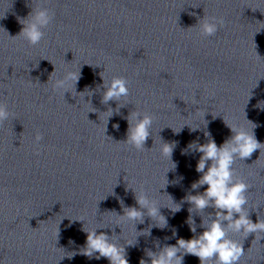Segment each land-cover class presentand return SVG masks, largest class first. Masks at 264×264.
Listing matches in <instances>:
<instances>
[{
    "label": "clouds",
    "instance_id": "clouds-1",
    "mask_svg": "<svg viewBox=\"0 0 264 264\" xmlns=\"http://www.w3.org/2000/svg\"><path fill=\"white\" fill-rule=\"evenodd\" d=\"M53 15L49 8L38 5L25 20L26 23H22L24 27L17 36H22L31 45L38 44L45 35L42 29L51 23ZM223 23L222 18L216 17L203 20L201 24L202 34L205 36L214 35L218 30L217 26ZM55 71L52 72L49 80L52 79ZM79 79L80 69L78 73L68 72L63 78H57L53 82V91L65 89V94V92H68L66 90L68 82L74 81L73 87L76 92L75 86ZM128 84L129 81L123 76H114L110 81L104 79L102 85L104 91L101 103L108 104L109 101L118 102L115 109L109 108L107 111L105 132L109 118L114 113L119 114L120 109L125 107V103H121V100L130 94ZM9 116L10 112L7 105L0 103V125ZM126 119L128 121V130L127 139L124 142L134 146L138 150H145V143L150 136V129L153 124V116L148 113L133 111ZM112 127L119 130L118 123L113 124ZM230 129L234 135L225 140L219 147L215 140L211 138V133L209 132H205V136L209 137L207 143L200 145L193 142L188 145V150H197L202 154L195 169L196 172L202 173V175L191 187L195 190L207 185V188L203 193L186 196L185 199L192 205L188 210L190 215L186 223L189 225L191 232L196 233L195 221L191 216L193 208L198 212H202L212 207L215 209V213H209L207 221L203 219L201 227L205 230L199 236H194L187 240L180 238L177 240L176 245H166L162 250L155 253L151 251L147 252L151 264H183L184 254L198 257L200 264H209L210 261L212 264H240L241 257L245 254V251L242 243L229 238V231L243 232L245 238L250 233L264 232V220L258 219L254 223L249 218V212L245 211V206L248 203L246 193L249 191L250 185L242 179L237 178L233 168L237 157L241 160L251 158L257 149L261 150L264 148V144L255 138L253 132L249 134L243 129L237 130L232 127ZM192 130L194 131L196 128H192ZM35 139L36 142H39L43 137L38 132ZM193 145H196V147H193ZM160 151L163 156L171 161L172 144L163 142ZM186 151L182 152V154H186ZM209 161L211 164L205 171ZM172 165L171 169H175L176 164L172 162ZM135 199L139 205V209L136 207H125L124 215H121V217H126L132 221L138 220L142 223L144 212L141 210L146 209L148 216L155 217L160 215L164 220V225H166V218L160 214L159 208L146 194L136 195ZM120 203L123 206L122 200ZM171 210L175 213L180 211L181 207L178 205V207ZM86 232L88 233L86 248L83 249L82 254L91 258L95 253H98L95 256L96 259H100L101 257L107 258L110 264H129L125 249L113 243L109 236L104 233L97 234L95 230ZM178 253H181V255H178ZM73 255L75 254L73 253ZM73 255L68 256V258L71 259ZM139 264H147V262L141 259Z\"/></svg>",
    "mask_w": 264,
    "mask_h": 264
}]
</instances>
